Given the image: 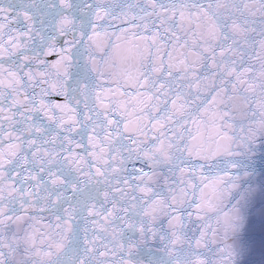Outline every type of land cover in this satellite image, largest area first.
I'll return each mask as SVG.
<instances>
[{"label": "snow or ice", "instance_id": "1", "mask_svg": "<svg viewBox=\"0 0 264 264\" xmlns=\"http://www.w3.org/2000/svg\"><path fill=\"white\" fill-rule=\"evenodd\" d=\"M262 142L264 0H0V264H264Z\"/></svg>", "mask_w": 264, "mask_h": 264}, {"label": "water", "instance_id": "2", "mask_svg": "<svg viewBox=\"0 0 264 264\" xmlns=\"http://www.w3.org/2000/svg\"><path fill=\"white\" fill-rule=\"evenodd\" d=\"M244 167L249 175L242 178L241 191L249 197L251 203L257 198V194L261 192L264 186V142L258 144L255 153L250 159L244 161ZM209 198L211 199V191L209 190ZM156 246L143 249L139 253V259L142 264H148V260L158 256Z\"/></svg>", "mask_w": 264, "mask_h": 264}]
</instances>
